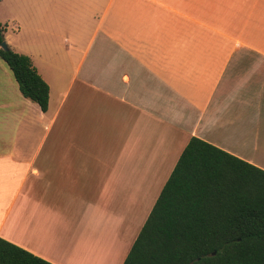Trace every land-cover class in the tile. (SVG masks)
I'll list each match as a JSON object with an SVG mask.
<instances>
[{"label":"crops","instance_id":"0c3cea01","mask_svg":"<svg viewBox=\"0 0 264 264\" xmlns=\"http://www.w3.org/2000/svg\"><path fill=\"white\" fill-rule=\"evenodd\" d=\"M0 23L49 86L42 111L0 67L1 238L122 264L191 137L264 169V0H0Z\"/></svg>","mask_w":264,"mask_h":264},{"label":"trees","instance_id":"16d2710c","mask_svg":"<svg viewBox=\"0 0 264 264\" xmlns=\"http://www.w3.org/2000/svg\"><path fill=\"white\" fill-rule=\"evenodd\" d=\"M0 58L46 111L49 86L30 58L1 45ZM0 264L53 263L0 237ZM122 264H264V169L191 137Z\"/></svg>","mask_w":264,"mask_h":264},{"label":"rangeland","instance_id":"374dc122","mask_svg":"<svg viewBox=\"0 0 264 264\" xmlns=\"http://www.w3.org/2000/svg\"><path fill=\"white\" fill-rule=\"evenodd\" d=\"M0 67H3L7 71L9 70L8 66L6 65V63L1 58H0Z\"/></svg>","mask_w":264,"mask_h":264},{"label":"water","instance_id":"95a60500","mask_svg":"<svg viewBox=\"0 0 264 264\" xmlns=\"http://www.w3.org/2000/svg\"><path fill=\"white\" fill-rule=\"evenodd\" d=\"M0 45L3 49H8V45L5 41H2Z\"/></svg>","mask_w":264,"mask_h":264}]
</instances>
